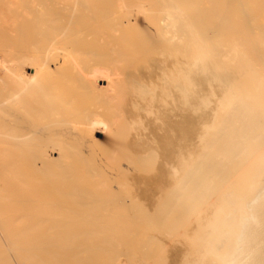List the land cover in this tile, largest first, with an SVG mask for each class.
Segmentation results:
<instances>
[{
	"label": "bare ground",
	"instance_id": "bare-ground-1",
	"mask_svg": "<svg viewBox=\"0 0 264 264\" xmlns=\"http://www.w3.org/2000/svg\"><path fill=\"white\" fill-rule=\"evenodd\" d=\"M1 234L0 264H264V0H0Z\"/></svg>",
	"mask_w": 264,
	"mask_h": 264
},
{
	"label": "rangeland",
	"instance_id": "rangeland-1",
	"mask_svg": "<svg viewBox=\"0 0 264 264\" xmlns=\"http://www.w3.org/2000/svg\"><path fill=\"white\" fill-rule=\"evenodd\" d=\"M236 14V13H235ZM236 17H238V16H235L234 18L236 19H230V21H237V18ZM135 19L136 20H138V21H142V18L140 17V16H136L135 17ZM63 22H67V21H63ZM122 35V33L121 32H115V33H113V34H111V35H109V37H106V40L105 41H102V39H101V42H100V40H99V43H98V46L99 47H101V45H103L107 50L112 46V45H118L117 44V42H118V40H117V38L119 39L120 38V36ZM38 37H36L35 35L34 36H32V34H31V32H30V36H29V39L27 40V41H25V42H23L20 46H22V48L23 49H25V51H35L36 49H35V46L37 45V49H38V46H39V42H38ZM83 41H87V42H90V39L87 37V36H85V37H83V40H82V43H83ZM152 46L153 45H156V43L155 42H153L152 44H151ZM35 52H37V50L35 51ZM154 54H156L155 53V51L154 50H152V49H150V51H149V57H154ZM147 56V52H145V51H143V52H141L140 54H139V58H135V59H131L130 61H134V63H133V67L135 66L136 68L139 66V64L140 63H142L144 60H145V58H146V56ZM145 56V57H144ZM117 67L118 68H126L127 67V65H126V63L125 62H118V64H117ZM37 130V133H38V135H40L42 138H44L45 136H46V131H45V129L43 128V127H39V128H37L36 129ZM64 132V131H63ZM65 134V133H64ZM96 137H99V138H101L102 136L101 135H97ZM101 147V146H100ZM99 147V148H100ZM99 150V149H98ZM100 150H101V148H100ZM85 151H87V149H85ZM102 151V150H101ZM99 152V151H98ZM98 154H101L102 155V157L104 158V161H105V159L107 158V156L106 155H104V154H102V152L101 153H98ZM50 155V158H52V159H56L57 158V154H55V153H52V154H49ZM100 155V156H101ZM118 156L120 157L121 156V154H117V163L118 164H120V163H123L124 164V166H125V164H127V162H125L123 159H122V157H120V158H118ZM106 157V158H105ZM105 162H108V159H106V161ZM126 168V167H125ZM105 170H106V172H109L110 170L108 169V167L105 165ZM133 169H132V167L131 168H129L128 170L127 169H125V172H126V174L128 173L130 176V178H131V180L134 182V179H133V177L136 179V183L138 184V185H136L137 186V188L139 189H143L142 187H144V188H146L145 187V183H146V186L148 185V179H146L145 178V181H141L144 177H143V174H141L140 172V170H137L136 168L132 171ZM140 173V175H139V177L140 178H142V179H139V177L136 175V173H137V171ZM139 173H137V174H139ZM145 174V173H144ZM141 175H142V177H141ZM145 177H147V175L145 174L144 175ZM139 179V180H138ZM144 180V179H143ZM154 180H156V179H154ZM163 181H165L164 179H162ZM162 180H160L159 181V183H161L162 184V186H164V184H165V182H163ZM109 181H110V179H109ZM144 182V183H143ZM110 183V185H111V187H113L112 188V191H114L115 193H117L118 195L120 194V191H121V185H119L120 183H121V180H118V179H114V180H112V181H110L109 182ZM141 183H143V185L141 184ZM159 183H158V185H159ZM161 184L158 186V187H160L161 186ZM141 185V186H140ZM156 186H157V184H156ZM147 189V188H146ZM154 192H157V190L156 191H154ZM141 196H143V195H141ZM156 197H157V195H156ZM155 197V193H154V197L153 198H156ZM143 198H144V196H143ZM0 238L2 239L3 238V235L1 234L0 235ZM169 245H168V248L170 249V252H171V250H173L174 248L173 247H175V245H172V243L170 244V243H168ZM1 247H0V251H4V249L5 250H8V246L4 243V244H1L0 245ZM171 246H172V248H171ZM176 249H178V248H175L174 250H176ZM174 250H173V252H174ZM172 252V253H173ZM180 253V254H179ZM181 250H180V252H178L177 251V256L175 257V259H173L172 261H171V263L169 262V264H176L177 262H178V264H179V260H180V256H182L181 255ZM179 256V257H178ZM153 259V258H152ZM152 259H150L151 261H149V263L148 264H151V262H152V264L154 263V261L152 260ZM9 261L11 262V264H15V259H14V253L13 252H9ZM175 261H177L176 263H175Z\"/></svg>",
	"mask_w": 264,
	"mask_h": 264
},
{
	"label": "clouds",
	"instance_id": "clouds-1",
	"mask_svg": "<svg viewBox=\"0 0 264 264\" xmlns=\"http://www.w3.org/2000/svg\"><path fill=\"white\" fill-rule=\"evenodd\" d=\"M251 216L250 215H246L241 219L240 222V232L238 234H236L235 239L236 242L239 243L240 239L242 238L243 235V231L244 229H246V227L248 226V224L251 222ZM222 236L227 235V233H221ZM226 264H233L232 260L226 257Z\"/></svg>",
	"mask_w": 264,
	"mask_h": 264
}]
</instances>
